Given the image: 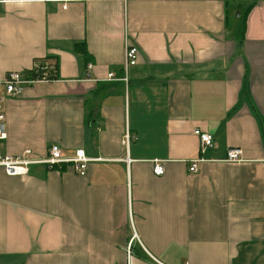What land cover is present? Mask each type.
Listing matches in <instances>:
<instances>
[{"label": "crops", "instance_id": "obj_1", "mask_svg": "<svg viewBox=\"0 0 264 264\" xmlns=\"http://www.w3.org/2000/svg\"><path fill=\"white\" fill-rule=\"evenodd\" d=\"M39 64L2 153L92 160L0 168V264H264V0H0V81Z\"/></svg>", "mask_w": 264, "mask_h": 264}, {"label": "built area", "instance_id": "obj_2", "mask_svg": "<svg viewBox=\"0 0 264 264\" xmlns=\"http://www.w3.org/2000/svg\"><path fill=\"white\" fill-rule=\"evenodd\" d=\"M138 59V48L131 43L126 41L125 45V62H124V73L122 76L116 75L115 73H109L107 80H120L129 83V68L137 64ZM93 65L89 63L87 65L86 77L89 79L92 77ZM47 77L42 78H25L19 71H10L6 77L0 81V141L4 140L7 136L6 124H5V109L4 102L6 95L13 97L20 96L26 87V85L33 83L37 80H46ZM201 142V149L213 147L215 144L214 136L208 132H202L200 129L195 130ZM131 136L129 133L126 134L124 144L129 149ZM92 160L87 157L83 149H77L72 155L64 153L60 145L52 143L49 146L48 153L45 157L39 158L33 155L31 150L25 151L23 155H9L4 154L0 148V168H3L6 173L10 175H20L28 171V167L33 164L45 165L48 168H54L58 165L69 164L73 169L80 175H85L88 167V162ZM227 161L238 162L242 160V150L240 148L229 149L227 153ZM199 159H194L190 162V171L197 172ZM154 172L157 175L164 173V167L157 163L154 167ZM129 264V263H127Z\"/></svg>", "mask_w": 264, "mask_h": 264}, {"label": "trees", "instance_id": "obj_3", "mask_svg": "<svg viewBox=\"0 0 264 264\" xmlns=\"http://www.w3.org/2000/svg\"><path fill=\"white\" fill-rule=\"evenodd\" d=\"M251 6H252V4L249 5V7L247 8V10H249V8H251ZM243 30H244V27H242V31H243ZM41 66L44 67L43 64H42ZM41 66H40V64H39L38 67H36V68H34V69L32 70V74H31L32 78L36 79V78H42V77L45 76V77L51 79V78L54 77V74H55V73H52V72L56 69L57 64H54V65H53L54 67H52V68H54V69L49 70V71H46V69H42Z\"/></svg>", "mask_w": 264, "mask_h": 264}, {"label": "rangeland", "instance_id": "obj_4", "mask_svg": "<svg viewBox=\"0 0 264 264\" xmlns=\"http://www.w3.org/2000/svg\"><path fill=\"white\" fill-rule=\"evenodd\" d=\"M20 73H22V72H20ZM24 75H26L27 73L24 71V73H23Z\"/></svg>", "mask_w": 264, "mask_h": 264}]
</instances>
